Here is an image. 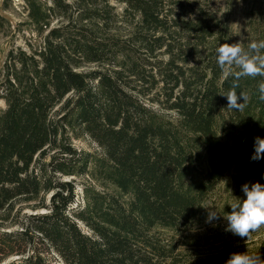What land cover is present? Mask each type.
Listing matches in <instances>:
<instances>
[{"label": "trees", "instance_id": "16d2710c", "mask_svg": "<svg viewBox=\"0 0 264 264\" xmlns=\"http://www.w3.org/2000/svg\"><path fill=\"white\" fill-rule=\"evenodd\" d=\"M117 1L136 20L128 40L98 35L106 20L92 30L88 22L102 11L93 18L80 9L39 49L6 59L0 213L10 219L18 201L48 213L15 220L17 231L0 227V264L13 256L20 259L10 264H188L180 246L207 220L231 168L238 192L264 184V159H251L255 138L264 139V77L241 78L236 90L249 94L247 106L227 108L233 77L216 51L235 43L227 25L207 18L196 0L190 14H181L180 1ZM28 2L42 30L52 12L70 8ZM85 138L99 151L77 150L73 141Z\"/></svg>", "mask_w": 264, "mask_h": 264}, {"label": "rangeland", "instance_id": "374dc122", "mask_svg": "<svg viewBox=\"0 0 264 264\" xmlns=\"http://www.w3.org/2000/svg\"><path fill=\"white\" fill-rule=\"evenodd\" d=\"M29 0H0V81L3 79V69L6 64V59L11 51L25 50L31 52V49H39L43 46V40L49 35L53 28L64 27L67 24V18L77 17V12L81 9L86 10L91 17L94 16L96 10L102 11L100 18L89 21L88 24L92 26L97 25L98 21L101 23L106 20V27L96 30L98 35L108 37L109 35H116L122 40H128L134 32L132 23L133 15L125 16V5L119 3L117 0H110L107 6H104L103 0H61L62 5L69 6L66 13L59 14L58 11L52 12L50 18V26L38 29L34 26L29 14L30 4ZM34 2L35 0H31ZM41 7L46 10L53 6V0H37ZM181 4L183 6L182 13L190 14L193 6L199 5L207 13V18L216 19L221 24L227 25L228 36L233 42L243 41L244 45L252 41L264 40V4L257 0H169V3ZM195 4V5H194ZM165 6L166 3H165ZM66 14V15H65ZM105 19V20H103ZM96 27V26H95ZM89 28V29H90ZM90 31V30H89ZM264 51V50H262ZM142 54V53H141ZM143 55V54H142ZM145 57V56H143ZM167 59V57H162ZM97 65H87L82 68V71L95 70ZM109 67V66H108ZM107 67V68H108ZM0 107L6 108V104L0 100ZM73 145L79 151H99L97 146L89 139L85 138L80 141H73ZM264 171V165L262 166ZM239 172L238 167L231 168L230 173L217 186L216 192L211 196L207 204V208H216L220 214L230 213L231 203L235 202V198L246 199L243 192H238L234 186L233 177ZM70 178L66 179L69 180ZM78 190V189H77ZM51 196L46 197V202ZM34 207H39L38 204L24 203L18 201L15 204L10 219H6V214L0 213V227L3 232H11L20 230L19 227L13 226L15 220L23 222L25 216H35L48 213L47 210H35ZM215 210V209H212ZM209 212V209H208ZM208 212L206 216L208 217ZM218 220L208 222V218L202 225H199L191 231V237L187 248L181 247V251L186 254L188 264H226V261L233 253H242L247 250L252 252H260L264 254V229L253 233L250 240L246 241L240 237L226 232L225 228L227 222L223 216ZM83 230H86L83 225H80ZM165 236L176 235V233L163 232ZM172 234V235H171ZM168 237V236H167ZM179 236L174 239L177 243ZM177 244H180L178 242ZM20 257L13 256L6 260L3 264H10L13 261L19 260Z\"/></svg>", "mask_w": 264, "mask_h": 264}, {"label": "clouds", "instance_id": "9594fccd", "mask_svg": "<svg viewBox=\"0 0 264 264\" xmlns=\"http://www.w3.org/2000/svg\"><path fill=\"white\" fill-rule=\"evenodd\" d=\"M264 40L252 41L245 47L243 41L224 43L217 51V64L222 73L233 77V84L223 95L227 97L228 109L243 111L249 101L247 92H237L239 80L245 77H264ZM259 100L264 101V81L258 85ZM241 100L243 102H241ZM253 161L264 159V139L255 138ZM246 199L235 198L231 203L230 213L223 215L216 208H207L208 222L218 220L221 215L227 222L226 232L232 233L246 241L253 233L264 229V184L259 182L246 183L242 186ZM215 209V210H212ZM226 264H264V254L247 250L242 253H233Z\"/></svg>", "mask_w": 264, "mask_h": 264}]
</instances>
